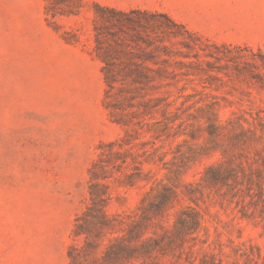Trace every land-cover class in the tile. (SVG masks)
<instances>
[{"label":"rangeland","instance_id":"374dc122","mask_svg":"<svg viewBox=\"0 0 264 264\" xmlns=\"http://www.w3.org/2000/svg\"><path fill=\"white\" fill-rule=\"evenodd\" d=\"M157 2L0 0V264H264V0Z\"/></svg>","mask_w":264,"mask_h":264},{"label":"trees","instance_id":"16d2710c","mask_svg":"<svg viewBox=\"0 0 264 264\" xmlns=\"http://www.w3.org/2000/svg\"><path fill=\"white\" fill-rule=\"evenodd\" d=\"M94 6H96L97 8H100L102 10H108L109 12H112V13H116V14H120V15H126V14H146V12L144 11H139V10H132V11H128V12H122V11H116L114 9H111V8H107V7H103L97 3H94ZM152 16H160V17H163L169 24L173 25V26H176V27H182L181 25L177 24L176 22H174L171 18H169L168 16L166 15H163V14H152ZM183 28V27H182ZM102 222H104V224H107V220L102 218ZM80 225H78L79 227ZM80 234V233H78ZM149 250H150V247H149V243L148 242H145V243H142L140 244L139 246H136V245H126V244H123V243H120L118 244L116 250H107L106 252V256L107 259H110L111 256L114 254V256L116 258H119V259H124V260H131V259H137L139 258L140 256H147L149 255ZM140 254V255H138ZM69 256L71 258V260L73 261V264L75 263H79V253H78V250H76V248H72L70 253H69Z\"/></svg>","mask_w":264,"mask_h":264},{"label":"crops","instance_id":"0c3cea01","mask_svg":"<svg viewBox=\"0 0 264 264\" xmlns=\"http://www.w3.org/2000/svg\"><path fill=\"white\" fill-rule=\"evenodd\" d=\"M101 5L113 7L117 10H141V11H160L162 8L158 4V0H153L151 3H145L144 0H88Z\"/></svg>","mask_w":264,"mask_h":264}]
</instances>
